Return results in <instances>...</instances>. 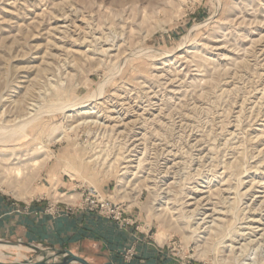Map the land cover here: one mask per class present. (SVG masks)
Returning a JSON list of instances; mask_svg holds the SVG:
<instances>
[{
  "label": "rangeland",
  "instance_id": "obj_1",
  "mask_svg": "<svg viewBox=\"0 0 264 264\" xmlns=\"http://www.w3.org/2000/svg\"><path fill=\"white\" fill-rule=\"evenodd\" d=\"M1 123L16 202L103 183L178 262L264 264V0H0Z\"/></svg>",
  "mask_w": 264,
  "mask_h": 264
},
{
  "label": "crops",
  "instance_id": "obj_2",
  "mask_svg": "<svg viewBox=\"0 0 264 264\" xmlns=\"http://www.w3.org/2000/svg\"><path fill=\"white\" fill-rule=\"evenodd\" d=\"M41 192L29 201L16 202L0 191V241L26 246L68 248L93 263L111 259L115 264H179L139 228L140 212L120 205L126 221L107 218L81 207L84 189L53 171ZM104 196L107 184H99ZM132 248L125 261L122 251ZM31 258V257H29Z\"/></svg>",
  "mask_w": 264,
  "mask_h": 264
},
{
  "label": "water",
  "instance_id": "obj_3",
  "mask_svg": "<svg viewBox=\"0 0 264 264\" xmlns=\"http://www.w3.org/2000/svg\"><path fill=\"white\" fill-rule=\"evenodd\" d=\"M31 248L34 250L35 256L21 261L7 262L0 260V264H115L111 259L100 263H93L68 248H58L55 246L40 247L36 245H31Z\"/></svg>",
  "mask_w": 264,
  "mask_h": 264
},
{
  "label": "built area",
  "instance_id": "obj_4",
  "mask_svg": "<svg viewBox=\"0 0 264 264\" xmlns=\"http://www.w3.org/2000/svg\"><path fill=\"white\" fill-rule=\"evenodd\" d=\"M81 207L114 220L126 221L123 216V211L118 203L111 200L110 197L104 196L94 187H87L82 194ZM122 256L125 261H130L134 256V250L132 248H125L122 251ZM179 264H182L179 262Z\"/></svg>",
  "mask_w": 264,
  "mask_h": 264
},
{
  "label": "bare ground",
  "instance_id": "obj_5",
  "mask_svg": "<svg viewBox=\"0 0 264 264\" xmlns=\"http://www.w3.org/2000/svg\"><path fill=\"white\" fill-rule=\"evenodd\" d=\"M64 23V22H63ZM58 26H60V24L58 25ZM60 27H65L64 26V24H62ZM64 30V29H63ZM98 91H100V90H98ZM100 93L101 92H98L97 93V96H100ZM73 105V104H72ZM72 105H68V106H64V107H62V108H68V107H71L72 108ZM71 108L69 109L68 108V110H71ZM90 109H92V107H88L87 109H86V111L84 112L85 114L86 113H91L92 111H89ZM73 110V109H72ZM32 114L31 113H29V114H26V115H24L22 118H21V120H24V121H22L21 123H19L18 125H16L15 127H14V131H19V130H23V128L25 127V125L28 123V122H30V120H27L30 116H31ZM84 115V114H83ZM26 119V120H25ZM8 128V125H6V124H0V138H2L3 137V135H4V133H5V131H6V129ZM5 137V136H4ZM6 138H8V136L6 137ZM3 139V138H2ZM15 159V158H14ZM16 160V159H15ZM14 160V161H15ZM18 161H17V164H18V167L16 168V172H17V174H20L21 173V168H20V161L21 160H23L22 158L21 159H17ZM25 162V161H24ZM34 162H35V164L37 165V163L39 162L40 163V161H37V160H35L34 159ZM38 163V164H39ZM252 220V219H251ZM256 221V220H255ZM256 223V222H255ZM255 225V224H254ZM252 228V227H251ZM254 229V228H253ZM259 230V229H258ZM253 231V230H252ZM14 246H16V247H19L18 245H14Z\"/></svg>",
  "mask_w": 264,
  "mask_h": 264
}]
</instances>
